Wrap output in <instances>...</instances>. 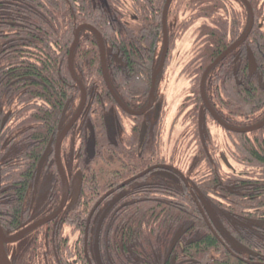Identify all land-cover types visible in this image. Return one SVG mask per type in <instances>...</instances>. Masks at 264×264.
Returning <instances> with one entry per match:
<instances>
[{
  "label": "flooded vegetation",
  "instance_id": "1",
  "mask_svg": "<svg viewBox=\"0 0 264 264\" xmlns=\"http://www.w3.org/2000/svg\"><path fill=\"white\" fill-rule=\"evenodd\" d=\"M168 1L117 0L123 3L127 11L125 20H161V51L155 61L149 89L144 95L136 94L128 84L124 89L121 87L124 79L120 77V70L126 66L112 60L100 29L84 22L76 25L68 51L80 26L88 24L98 29L105 41L108 76L116 96L105 81L101 53L100 68L109 94L107 97L102 85L95 79L93 87L87 89L78 77L73 59L75 73L86 90V101L81 107L82 91L70 73L80 97L72 108L66 106L63 109L57 131L44 145L46 150L40 163L44 162V172H49L51 179L43 208L34 211L33 205L27 201L38 170L22 202L23 210L29 213V217L18 230L6 233L11 237L33 228L22 238L6 244L12 264H18L20 256L24 251L29 252L33 243L38 244L40 253L39 261L33 259L32 264H207L203 261L208 259V254L187 252L188 247L199 243L198 240L205 239L207 235L219 242L225 256H233L249 264H264V255L256 252L255 246L250 247L238 238L239 233L245 232L252 234L255 242H264V166L260 167L258 161L256 166L251 165L237 150V146L242 144V135L253 138L255 133L264 129V126L257 128L263 123L264 114L258 120L256 117L250 119L256 114V109H252L249 118L242 116L240 111L232 110L230 106L233 101L227 95L223 96L228 104L222 103L220 109L208 94L210 74L226 58L234 61L233 74L238 86L248 89L246 82H256V79L264 76V0H247L253 11L254 23L242 43L241 38L251 21L250 10L244 0H230L235 2V9L242 11V14L236 12V17L232 16L235 9L227 0H217L222 6L220 12H216L213 2L210 3L207 12L210 15L207 16L201 10L204 4L200 5V0H170L169 4ZM24 4L26 1L23 0H0V37H19L24 27L21 20H25L20 8L27 9ZM91 7L99 14L97 6ZM30 8L34 12L33 7ZM245 12V30L203 70L197 81L198 73H194L193 60L203 47L197 49L199 27L205 23L204 20H246ZM190 20L191 25L187 29H195V38L191 56L180 69V75L185 76L190 84L175 114L167 121L169 107L160 89L167 80V70L178 40L187 30L182 33L183 25L190 23ZM164 25L169 38L168 50L164 65L155 77L163 55ZM85 32L96 37L99 47L96 34L88 28L81 30L78 46ZM253 32L259 35L254 40V46L258 49L249 44ZM7 42L9 40H4L0 47ZM237 43L241 44L208 73L204 83V99L202 82L206 70ZM57 50L61 52L62 47L58 45ZM3 66L0 62V67ZM197 84L201 102L192 92ZM108 97L111 99L105 102L104 99ZM90 101L94 104L92 107H89ZM214 101L218 103L216 99ZM37 111L36 99L26 92H0V200L4 202L11 200L8 194L13 180L9 176H14L25 164L23 157H20L24 148L22 145L30 138L25 137L27 131H36L34 119ZM197 111L198 123L194 120ZM106 118L110 119L109 126ZM74 119L76 121L57 153V139ZM101 122L106 124V129L104 134L101 133L103 137L98 149L94 125ZM89 125L93 127L96 138L93 158L88 156L86 150ZM83 135L86 137V158L94 159L107 147L109 157L115 162L117 175L85 176V161L81 158ZM259 135H256V149ZM69 144L71 146L67 150L65 146ZM119 160H124L121 167H117ZM167 174L177 177L180 185L172 184ZM158 206L176 212L175 220L167 225L165 232L153 237L149 233L131 243H127L123 235L117 240L118 234H113L112 227L119 223L123 214L128 215L131 223L136 211ZM178 221V225H175ZM209 250L210 258H213V251L211 248Z\"/></svg>",
  "mask_w": 264,
  "mask_h": 264
},
{
  "label": "trees",
  "instance_id": "2",
  "mask_svg": "<svg viewBox=\"0 0 264 264\" xmlns=\"http://www.w3.org/2000/svg\"><path fill=\"white\" fill-rule=\"evenodd\" d=\"M23 1H26L24 6L27 9L20 8L21 13L25 14V20H21L24 27L20 30L19 37L17 39H13V36L0 37V43L9 40L0 47V62L5 65L0 67V92H15V94L26 92L28 96L35 98L38 111L34 120L37 126L36 131L29 129L25 134V137L30 136L25 140V145H22L24 148L20 155L25 164L21 166L20 171H16L14 176H9L10 180H13L8 194L11 200L5 202L0 200V225L7 234L18 230L19 226L29 217V213L23 210L22 202L30 182L37 174L40 159L46 150L44 145L57 131L63 109L66 106L72 108L80 97V91L73 82L68 66V49L73 41L76 25L84 22L100 29L112 60H118L126 66L120 70V77L124 79L121 87L124 89L128 84L136 94L144 95L148 91L155 61L159 58L162 46L161 20H125L127 11L123 3H118L117 0ZM212 2L216 6V12H220L222 6L217 0H200L199 4H204L201 9L204 15H210L207 12ZM227 2L235 9V2L230 0ZM107 4L111 10H108ZM91 6H97L99 14L95 13ZM160 6L162 7V3ZM30 7H33L34 12L30 10ZM236 12L242 14V11L236 8L232 16L236 17ZM245 16L246 20H204L205 23L199 27L196 41L198 50L203 47L200 54L193 60L194 73H198L197 81L203 70L245 30L246 12ZM190 25L191 20L190 23L183 25L185 27L182 33ZM86 34L85 32L81 38L75 53V70L87 89L93 87L92 82L95 79L102 85L105 90L104 95L107 97L108 90L102 80L98 43L94 35ZM258 36L253 32L249 38L252 48H255L254 40ZM58 45L62 47L61 52L57 50ZM233 69L234 61L226 58L211 72L208 80L209 97L221 109L222 103L228 104L223 96L227 95L232 98L233 103L230 106L232 110H238L242 116L249 118L252 109H256V114H253L250 119L256 117L258 120L264 114V76L260 80L256 79L257 83L246 82L248 89H245L244 86H238L235 83ZM110 78L113 80L112 76ZM192 92L196 93L201 102L199 84ZM108 99L111 98H105L104 101L107 102ZM89 105L92 107L94 104L90 101ZM198 119L197 111L194 116L196 123ZM105 120L109 126L110 119ZM106 124L101 122L94 125L97 131L98 149ZM107 134H109L108 131ZM256 135H259L257 137L258 149H256ZM242 137V144L237 146L239 154L249 160L251 165L256 166V161H258V165L263 167L264 129L255 133L253 138L246 135ZM85 145L86 137L83 135L81 158L85 161L83 164L85 176L112 177L118 174L115 162L111 159L112 157H109L107 147L94 159L89 160L85 156ZM70 146L71 144L65 148L69 150ZM123 161H117V167H121ZM175 214L176 212L161 206L152 207L146 211H136L134 220L129 223L128 215L125 213L119 219V223L112 227V231L113 234H118V241L123 235L127 243L142 239L149 233L152 237L157 236L167 230V225L175 220ZM179 222H175V225ZM155 225H157L156 228ZM239 236L240 241L250 247L255 246L256 252L264 255V242H255L252 234L245 232L239 233ZM198 241L199 243L188 247L187 252L196 255L208 254L209 257L203 261L204 263L249 264L239 258L225 256L223 250L219 248V242L211 240L208 235L205 239ZM209 248L213 251V258H210ZM39 253L38 244L33 243L29 252L24 251L20 256L21 260L18 264H32L33 259L39 261Z\"/></svg>",
  "mask_w": 264,
  "mask_h": 264
},
{
  "label": "water",
  "instance_id": "3",
  "mask_svg": "<svg viewBox=\"0 0 264 264\" xmlns=\"http://www.w3.org/2000/svg\"><path fill=\"white\" fill-rule=\"evenodd\" d=\"M246 3H247V6L249 7V10H250V16H251V21H250V26L247 30V32L244 34V36L241 38V43L248 37V35L250 34V30L251 28L253 27V23H254V20H253V11H252V8H251V5L250 3L247 1V0H244ZM170 0L168 1V4H169ZM90 29L92 30L97 38H98V41H99V48H100V53H101V62H102V70H103V74H104V78H105V81L108 85V88L111 90V92L115 95L112 87H111V84H110V80H109V76H108V70H107V64H106V47H105V41H104V38L103 36L100 34V32L98 31V29H96L95 27H93L92 25H82L80 26L77 30H76V35H75V40H74V43L70 49V52H69V70H70V73L74 79V81L78 84V86L80 87L81 91H82V106L85 104V101H86V90H85V87L84 85L82 84V82L79 80V78L77 77L76 73H75V70H74V65H73V59H74V54H75V50L78 46V43H79V34L81 32V30L83 29ZM164 32H165V36H164V48H163V55H162V59H161V63H160V67L159 69L157 70L156 74H155V77L156 75L159 73V71L162 69L163 65H164V59L166 57V53H167V50H168V44H169V38L167 36V31H166V26L164 25ZM240 43V44H241ZM239 43L231 46L227 51H225L221 56H219L215 61L214 63L206 70L205 74H204V78H203V82H202V92H203V97L204 99H206V96H205V92H204V83H205V79L208 75V73L219 63L221 62L222 59H224V57L231 51H233L235 48H237L239 45ZM155 77L153 78V90H154V84H155ZM153 90H152V93H153ZM116 96V95H115ZM77 119V118H76ZM76 119H74L70 124H68L65 129L63 130V132L60 134V136L58 137L57 139V144H56V148H57V153L59 151V148L64 140V138L66 137L68 131L70 130L72 124L76 121ZM264 126V121L262 124H260L259 126H257V128H260ZM89 129H90V136L88 138V143H87V154L90 158H93L94 155H95V147H96V138H95V133H94V129L91 125H89ZM59 164V168L61 169V166H60V163L58 162ZM42 165V162L39 164V169ZM63 173V172H62ZM31 229L33 228H29V229H26L25 231L21 232V233H18L14 236H7V234L5 233L4 229L2 228V226L0 225V264H12V259L8 256V253H7V250H6V244L8 243H11V242H14L20 238H22L24 236V234H26L27 232H29Z\"/></svg>",
  "mask_w": 264,
  "mask_h": 264
},
{
  "label": "rangeland",
  "instance_id": "4",
  "mask_svg": "<svg viewBox=\"0 0 264 264\" xmlns=\"http://www.w3.org/2000/svg\"><path fill=\"white\" fill-rule=\"evenodd\" d=\"M195 38V29H187L182 37L178 40L177 48L175 49L174 57L172 58L168 70H167V80L162 84V89L160 91L167 99L169 107V116L167 121L170 120L171 116L175 114V111L180 105V102L184 95L186 94L189 81L188 79L180 75V69L183 62L187 61L191 56V49L193 47V42ZM177 61L179 62L177 64ZM216 131V129H215ZM170 182L176 186H179V180L177 177L167 174ZM51 179V174L49 172H44V162L39 169L36 182L29 189L27 201L33 205L34 211L43 208V203L47 197L48 184ZM96 257L99 255L96 253Z\"/></svg>",
  "mask_w": 264,
  "mask_h": 264
}]
</instances>
